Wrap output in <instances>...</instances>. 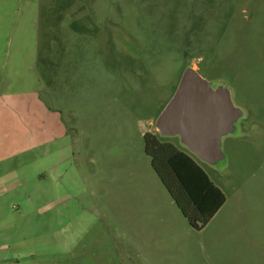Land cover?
Listing matches in <instances>:
<instances>
[{
    "label": "rangeland",
    "instance_id": "1",
    "mask_svg": "<svg viewBox=\"0 0 264 264\" xmlns=\"http://www.w3.org/2000/svg\"><path fill=\"white\" fill-rule=\"evenodd\" d=\"M189 67L242 112L221 165L156 126ZM146 133L226 195L204 229L152 169ZM4 156L0 264H264V0H0Z\"/></svg>",
    "mask_w": 264,
    "mask_h": 264
},
{
    "label": "water",
    "instance_id": "2",
    "mask_svg": "<svg viewBox=\"0 0 264 264\" xmlns=\"http://www.w3.org/2000/svg\"><path fill=\"white\" fill-rule=\"evenodd\" d=\"M241 115L228 89L213 88L198 69L189 67L156 126L162 136H179L192 154L214 166L225 161L222 138L236 131Z\"/></svg>",
    "mask_w": 264,
    "mask_h": 264
},
{
    "label": "trees",
    "instance_id": "3",
    "mask_svg": "<svg viewBox=\"0 0 264 264\" xmlns=\"http://www.w3.org/2000/svg\"><path fill=\"white\" fill-rule=\"evenodd\" d=\"M144 144L152 169L190 227L204 229L226 203L224 192L191 153L152 133L144 135Z\"/></svg>",
    "mask_w": 264,
    "mask_h": 264
},
{
    "label": "crops",
    "instance_id": "4",
    "mask_svg": "<svg viewBox=\"0 0 264 264\" xmlns=\"http://www.w3.org/2000/svg\"><path fill=\"white\" fill-rule=\"evenodd\" d=\"M46 111H45V114L47 113V117L50 119V117L51 116H53L52 114H51V109L50 110H48V109H45ZM50 116V117H49ZM55 120V119H54ZM51 122H52V124H53V120L51 121V120H49V122H48V124H49V126L50 125H52L51 124ZM53 126V125H52ZM44 132H46V131H44ZM47 133V136L46 135H44L43 137H44V141H42V142H40V145L39 146H41L42 144H50V143H52V142H54L56 139H57V136L55 135V133H53V130L51 131H48V132H46ZM7 159V156L5 157H0V161H3V160H6Z\"/></svg>",
    "mask_w": 264,
    "mask_h": 264
}]
</instances>
